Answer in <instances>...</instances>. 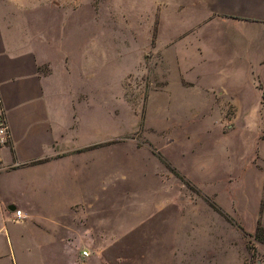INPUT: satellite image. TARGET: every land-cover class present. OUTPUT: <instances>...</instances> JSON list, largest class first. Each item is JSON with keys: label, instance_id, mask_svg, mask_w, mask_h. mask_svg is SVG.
I'll use <instances>...</instances> for the list:
<instances>
[{"label": "crops", "instance_id": "crops-1", "mask_svg": "<svg viewBox=\"0 0 264 264\" xmlns=\"http://www.w3.org/2000/svg\"><path fill=\"white\" fill-rule=\"evenodd\" d=\"M101 6L113 21L178 25L215 49L246 35L252 57L264 39V0H0V107L10 132L0 150V264H240V232L213 208H182L151 151L144 162L130 155L142 165V192L116 190V103L102 118L100 91L85 95L75 78L86 18L100 53Z\"/></svg>", "mask_w": 264, "mask_h": 264}, {"label": "rangeland", "instance_id": "rangeland-1", "mask_svg": "<svg viewBox=\"0 0 264 264\" xmlns=\"http://www.w3.org/2000/svg\"><path fill=\"white\" fill-rule=\"evenodd\" d=\"M176 27L113 21L101 6L100 53L93 55L86 18L84 66L75 78L85 95L100 91L102 118L116 103V190H142V165L130 155L144 162L151 151L164 164L165 190L180 193L182 208L225 216L240 232V264H264V244L254 236L258 223L264 227V39L252 57L246 35L240 46L221 50L210 37L188 38ZM92 80L100 86L94 93Z\"/></svg>", "mask_w": 264, "mask_h": 264}, {"label": "built area", "instance_id": "built-area-1", "mask_svg": "<svg viewBox=\"0 0 264 264\" xmlns=\"http://www.w3.org/2000/svg\"><path fill=\"white\" fill-rule=\"evenodd\" d=\"M10 141V132L8 129V124L6 121L5 113L0 107V150L3 147H6ZM16 215L19 217L21 214L20 210H16ZM82 254L86 255V251H83Z\"/></svg>", "mask_w": 264, "mask_h": 264}, {"label": "trees", "instance_id": "trees-1", "mask_svg": "<svg viewBox=\"0 0 264 264\" xmlns=\"http://www.w3.org/2000/svg\"><path fill=\"white\" fill-rule=\"evenodd\" d=\"M255 239L264 244V227L258 223L255 229Z\"/></svg>", "mask_w": 264, "mask_h": 264}]
</instances>
